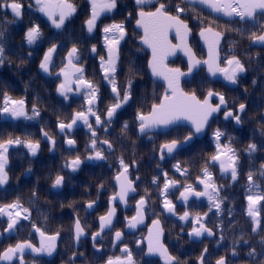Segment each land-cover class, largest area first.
<instances>
[{"label":"trees","instance_id":"obj_1","mask_svg":"<svg viewBox=\"0 0 264 264\" xmlns=\"http://www.w3.org/2000/svg\"><path fill=\"white\" fill-rule=\"evenodd\" d=\"M23 4L22 17L16 18L10 9L0 8V31L4 35L0 38V43L5 48V63L0 65V108L4 106V95L7 94L11 100H23L24 109L28 116H32V109L35 106L40 115L33 119L24 118L21 121H3L0 117V141L9 138L15 139L22 137L24 140L38 141L41 132L51 131L50 126L54 125L56 131L57 123L64 120L69 123L75 112L80 111L86 105L85 97L81 99L70 97L61 98L58 91L53 86L52 80L43 74L39 65L43 60L45 52L52 46L57 45L55 58L63 61L65 53L74 45L78 48L79 59L83 58L86 80L91 81L101 92V101L104 102L111 95V85L105 84V79L100 70V57L106 59V46L104 42L103 28L114 23H123L125 27V38L120 41V57L116 65V83L123 93L131 80L132 98L125 104L119 113L117 121L111 130L110 141L113 145V152L105 156L104 162L108 166L112 165L111 173H118L121 170L119 159L122 157L125 164H136L139 168L141 179L158 177L161 188L163 183V171L172 180L178 178L180 190H184L187 185H197V181L205 179L202 169L207 166L212 174L213 182L220 188L219 198L222 200L221 208L217 211L212 207L208 198L194 201L187 210L192 216L207 213V224L215 232V238L203 244L209 247V254L205 259V264H213L220 257L227 259L228 264H264V257L257 255L249 257L251 249H255L257 254L264 248V200L257 204L259 212V225H255L252 217L248 215V204L246 197L249 193H258L264 196V128L252 126L250 123L245 131L247 136L243 137L239 131H232L227 124L224 128L221 144L230 138L231 146L235 149L238 157L237 172L235 181L231 175L221 172L217 162H210V157L217 153L216 142L213 133L216 129L223 132V123L213 120L207 136L196 141L191 147L179 152L173 160H165L161 163L158 152L161 144L172 139L183 140L190 132L186 128H178L168 134L156 135L152 141L146 142L145 137L139 138L137 127L139 122L136 120L138 112L147 114L154 103H158L164 94V88L160 84L152 82L147 72L148 54L140 45V35L134 29L136 15L139 8L135 0H117V6L111 12L102 13L97 19L96 27L92 33L87 31L85 21L91 15V4L89 0H68L76 7V12L65 21V25L57 29L48 17L39 10V5H33L31 0H20ZM155 2V0H154ZM173 5L181 3V0H171ZM181 6L186 7L187 11L182 18L194 24L193 7L200 10L193 3L187 0ZM145 10H153L151 5L144 6ZM131 13V16H129ZM174 14V13H173ZM256 24L243 25L239 31L233 30L236 35L226 32L223 44V52L233 50L235 55L244 64L247 77L243 79L236 90H230L223 84L211 82L201 71L190 83L184 84L185 91L195 93L202 99L209 90L222 94L227 101L236 103L238 98L235 96L241 91H247L243 95L245 103L248 104L247 115L264 114V50L253 49L250 47L251 34L257 35L264 30V15L256 16ZM256 20V21H257ZM39 25L42 35L32 45L25 40V32L29 27ZM195 26V24H194ZM196 27V26H195ZM96 46V52H92V46ZM30 54V55H29ZM225 63V58L223 57ZM173 65L178 66V61ZM184 68V66H183ZM255 81V83H254ZM108 106V104H106ZM128 122L126 132L121 131L124 122ZM253 123L256 120L252 121ZM219 124V128L217 125ZM37 133V135H33ZM235 133V134H233ZM249 144H256V151H248ZM179 163L186 174L176 172L174 165ZM10 185L5 193L0 191V206L13 202V188L16 186L15 172L16 165L11 164ZM253 175L254 183L249 184L248 174ZM105 178V176L103 177ZM159 191V190H157ZM70 204L81 207L84 201L80 202L74 197ZM211 208V210H209ZM185 211L179 212L183 215ZM80 217V216H79ZM56 220V218H54ZM63 225L60 228L54 226V233L61 235L60 249L58 256L54 260L57 264L67 262L68 256L74 252L71 245L73 215H68L62 219ZM163 220V219H162ZM178 216V250L176 248V232L174 218L163 220L166 231L165 243L171 254L177 258L178 264H197L203 246L189 242L186 236H181L180 231L192 229L191 219L187 223H182ZM2 219L0 218V224ZM40 227V225H38ZM253 227L256 231L253 232ZM221 236L223 239H221ZM3 242H0V253L3 250ZM235 249L236 255H233ZM79 253L84 255L85 261L87 251L83 248ZM146 264H160L156 260H149Z\"/></svg>","mask_w":264,"mask_h":264},{"label":"snow or ice","instance_id":"obj_2","mask_svg":"<svg viewBox=\"0 0 264 264\" xmlns=\"http://www.w3.org/2000/svg\"><path fill=\"white\" fill-rule=\"evenodd\" d=\"M91 4V15L85 21L87 31L92 33L96 27L97 19L102 13L111 12L117 6V0H89ZM186 0H181V3L173 5L171 0H135V4L139 8L137 12L136 25L138 28L143 30V34L140 36L141 43L146 45L151 49V59L148 61V67L151 73L155 77H162L167 82V87L165 92L160 99L159 103H154L151 107V111L148 114L138 112L136 115V120L139 122V132L141 134L147 135L158 127H168L169 125L176 124L181 119L188 120L191 122L193 130L184 137L183 141L172 139L170 142H166L160 145V159H164L165 153H174L181 145V143H188L192 138L204 131L205 127L208 125L209 119L214 113H218L222 108H227L228 102L226 98L220 93H214L209 90L206 97L200 100L195 93L189 94L183 91L180 87L181 77L190 75L194 69L198 68L201 64L206 65L208 72L215 76L217 73L223 74L225 80L236 84L238 77L241 73L246 71L244 64L236 56H231L230 58H225V66L221 67L219 64V43L222 36L221 32L215 31L212 27H203L200 30L199 35L205 40L208 45V59L207 60H197L192 53V49L188 44V37L191 33V29L188 24L182 19V15L187 11L186 7L181 6ZM188 3L194 2V0H187ZM202 5H207L212 11L217 13H222L224 16L228 17H239L241 21H247L249 19L254 20L255 17L260 14L264 15V0H198ZM36 4L39 5V10L43 12L55 28L60 29L65 25V21L69 19L75 12L76 7L69 3L68 0H36ZM146 5H151L154 10H145ZM0 8L10 9L14 17H22L23 4L20 0H0ZM174 13V14H173ZM131 16V13H129ZM174 30L175 38L179 41L177 44H172L169 37V32ZM239 31V29H237ZM104 41L107 47V59L101 56V69L104 72V79L108 81L111 85L112 93L114 94V103L110 104L105 113L106 119L102 121L101 116L97 114L95 109V103L97 100V94L99 89L91 81L84 78V70L82 67H77L74 61L79 59L78 48L74 45L67 54V63L60 69V74L64 76V82H62L57 91L60 95L67 99V92L71 91V83H73V77H75V83L77 89L83 88L86 94V101L88 107L84 111H77L74 113L71 122L64 123L60 122L58 127L63 133L65 130H71L74 125L78 122H82L86 125L91 132L92 139L90 141V148L94 155H89L87 159H106L103 154V150L97 148V133L92 127L90 122V117L95 118V124L100 126L101 124L110 125L112 123L113 117L116 115L117 111L121 109L125 104L129 102L132 98L131 92V80L128 81L127 87L121 90L116 83V65L119 59V45L120 41L124 40L126 32L123 23H114L107 25L103 28ZM4 35L3 31H0V38ZM42 35L40 26L33 25L29 27L25 32V40L29 45H32L36 40ZM254 43L264 44V33L257 35L255 32L251 34L250 37ZM57 45L55 43L45 52L43 60L41 61L39 67L45 73L50 70V64L52 61V55L56 51ZM92 52H96V46H92ZM177 50H181L188 57V70L187 72H182L180 68H169L165 63L168 56L174 55ZM30 55V54H29ZM5 48L2 43H0V65L5 63ZM255 83V81H254ZM216 97L219 101L215 106L210 103V100ZM246 108L244 103H240L238 110L233 112L232 110H227L224 112L225 119H234L236 124H241V115ZM0 113L7 114L13 118L25 117L26 119H33L40 115L39 110L33 106L32 116H28L24 109V101L18 100L14 101L5 94L4 95V106L0 108ZM128 129V122L125 121L122 126V133L126 132ZM107 130V129H105ZM44 137L49 140L53 148L55 147V140L48 135L47 132L43 133ZM216 140L217 153L210 157V162H219L220 169L222 173H227L230 171L231 178L233 181L237 179V162L238 157L236 155L235 149L230 145H225L221 148L220 139L224 136V133L219 129H216L213 133ZM67 144L72 146L75 141L68 139ZM23 145L26 147L31 155L35 156L39 150V142L32 140H21L20 138H9L7 140L0 141V185H4L8 180V174L6 165L8 163L7 153L9 147L12 145ZM101 145H107V150H113V145L108 140L100 141ZM256 144H249L248 151H256ZM224 157L222 159L221 157ZM83 161L79 156L74 159L67 161L64 165L66 168H70L72 171H76ZM119 164L122 171L118 172L115 179L119 185L120 191L110 198V205L117 199L121 202L126 203V197L129 192H135L136 189L133 187V182L128 178V165L125 164L124 159L121 157L119 159ZM264 167V165H262ZM177 172L182 175L186 174V170L180 168L179 163L174 165ZM30 171V169H29ZM203 176L205 179L199 180L200 184L204 185L203 191H196L191 185L184 187V190L180 192V199L186 202L189 196L201 197L206 196L212 207L216 208L217 211L221 208L222 200L219 198L220 188L213 182L212 174L209 172L208 167L205 166L202 169ZM264 175V173H262ZM165 183L163 189L161 190V195L164 196L163 207L169 213H175V206L170 200L167 199V194L169 189L176 187L178 181L167 179V173H164ZM157 177H153V183L157 182ZM249 184L254 183L253 175L248 174ZM64 182V176L57 175L53 187H61ZM103 187V185H101ZM36 193L33 192V196ZM249 201L248 215L252 217L255 225H259V220L257 217L259 212L255 209L254 205L258 204L261 200H264V196H252L247 197ZM95 202H89L87 208L91 209ZM147 200L145 197L137 202L136 215L128 220V227L135 228L137 224L143 222L145 206ZM23 206L20 204L19 199L17 201L4 205L0 207V214H5L8 216V225L5 231L13 230L18 224L17 217L21 216L18 209H22ZM211 210V208L209 209ZM25 215L23 219H28L30 216L29 210L23 208ZM115 207H110L106 215L100 216V231L93 234V240L95 241L97 237L100 236L101 232L105 228H109L112 225V220L115 215ZM196 214L192 216L188 211H185L183 215L179 217L182 221H188L191 218L193 227L188 233L190 237H201L205 233L208 236L214 235L212 229L208 228L203 222L204 217ZM153 228L149 229L148 239V253H159L165 260V264H178L176 257L171 256L168 253L167 248L163 246L160 242V235L162 234V229L160 228L159 220H154ZM33 228L36 232L40 234L41 241L40 246L36 247L30 242H20L15 244V246H10L0 253V260L2 261H12L14 257H18L20 264H24L23 254L26 249H30L34 253H46L49 256L55 251L56 240L59 233L51 236H47L40 228L33 224ZM155 229V235L153 230ZM257 229L253 227L252 231L255 232ZM84 228L81 226L79 219L75 221V239L79 241L80 237L84 235ZM122 237V233L117 231L115 233L114 239L119 241ZM221 239L223 237L221 236ZM139 243V242H138ZM264 244V241H262ZM122 252L126 253V259H121L116 257L115 259L109 258L106 264H135L132 259V253L129 251L127 246L121 249ZM207 249L199 258L200 264H204L205 254ZM233 255H236L235 249H233ZM249 257H264V248L261 252L257 254L256 250L253 248L248 253ZM216 264H226L224 257H220ZM260 264V261H257Z\"/></svg>","mask_w":264,"mask_h":264},{"label":"flooded vegetation","instance_id":"obj_3","mask_svg":"<svg viewBox=\"0 0 264 264\" xmlns=\"http://www.w3.org/2000/svg\"><path fill=\"white\" fill-rule=\"evenodd\" d=\"M192 3L200 8V10L198 11L193 7V22L196 27L192 22L187 21L185 19L184 20L189 24V27L193 33L191 34V38L189 41L190 45L197 57L202 60H205L207 58V52L200 43L198 37L201 28L210 26L215 31L224 34L226 38V32H228L232 36L236 35L233 31L234 29L237 31V29H240L241 26H246L248 21H253L252 19H249L247 21H241L239 17L224 16L222 13L212 11L207 5L200 4L198 0H194V2ZM223 44L221 47V53L224 58H230L233 55L236 56L233 50H228L224 53ZM68 51L65 53L63 61L60 58H55L56 52L53 53L49 72L45 73L42 70L43 74H45L48 79L52 80L53 86L56 90L58 89L59 85L64 82V76L60 74V69L64 67V65L67 63L66 55ZM83 61L84 59L81 58L74 61V63L76 64V66L83 68L85 76ZM183 61L184 60L182 57H178V67L183 68L184 66L186 68V63H183ZM100 70L103 74L101 68ZM242 80V77L239 75L238 83H241ZM105 82L108 84L106 80ZM230 89L234 91V89ZM109 90L111 92V95L114 96L111 88ZM242 93L243 95H247L249 97V93L247 91H241V94L237 93L235 95L238 98L237 102L233 103L230 100L227 101L228 107L225 110H232L233 112H236L238 110L239 104L244 103L246 105V108L243 113H240L242 123L236 124L234 119H225V111L223 112L220 119L223 120L222 130L226 127L227 124L230 130H237L239 132H243L242 135L243 137H245L247 136L245 134V131L248 128L249 123L250 128H252V126L254 125L259 126L260 128H264V114L247 115L248 104L243 102L244 99ZM60 96L61 98H65L62 95ZM70 97L77 99H81L82 97L86 98L85 90L83 88H80L79 90L77 89L75 77L74 83L71 86V91L67 92V99H69ZM107 97L108 98L104 102L100 103L101 92L98 91L95 109L97 111V114L101 116L102 121L106 119L105 113L107 111L108 106L114 103L113 97ZM213 101L215 105L219 103L216 97ZM106 104H108V106H106ZM87 107L88 105L86 101V105L82 106L80 111L86 110ZM119 113L120 109L113 117L112 123L110 125L101 124L100 126H97L95 124V118L90 117L92 127L96 130L97 133V148L103 150L104 156H108L109 152H113L114 149L108 151L107 145H101L100 141L108 140L111 143V141L109 140L111 136V130L113 128L114 123L119 117ZM0 116L3 121H21L25 118H13L4 113H2ZM64 120H60V122L65 123ZM253 120H256V122L253 123ZM60 122L57 123V131L54 125L50 126L51 131H47L48 135L55 140L54 148L49 142V140L44 137V132H41L40 138L38 139L40 147L35 156L31 155L29 150L22 144L16 145L14 149L8 150L7 157L9 165H6L5 169L8 174L7 186L10 181V167L11 164L14 163L16 165V186L13 188L12 191V193L15 192L12 196L14 199L13 202L19 199V202L20 204H22L23 208H27L29 210L30 216L28 219H23V216L25 215V213L23 212V208L18 209L17 211H20L21 213V216L17 217L18 224L13 230L7 232L5 231V229H7L8 225V216L5 214H0V218L2 219V223L0 224V242H3V247L5 246L1 253L8 247L15 246V244L25 241L30 242L36 247H39L40 234L35 231V229L33 228V224H35L36 227L40 225V227L38 228H40V230L43 231L46 235H54L57 233H54L53 227L57 226V228H60L63 225L61 219L63 217H67L68 215H73V222L75 223V220L79 219L82 227L88 235L86 239L81 241V246L77 250L83 248L85 252L87 251L88 258L82 263L79 262L80 260L84 259V255L78 253V251L75 249L76 244L74 243V238L72 235L70 246L73 247L75 252L68 256L69 260L64 264H106L109 258L115 259L116 257H120L123 260L126 259V253L122 252L121 249H123L125 246H127L129 251H131L132 259L135 264H144V238L147 234L150 224L154 220L163 221L165 220V218H168L167 212L163 207V202L165 198L161 195V190L163 189L165 178H163V183L160 188L158 184L160 183L161 179L157 177L158 179L155 184L152 182L153 179L149 177L144 178L142 180L141 176L139 175L138 166L136 164L129 165L128 178L133 183L137 181V183L134 185V188L136 189L137 193L135 196L128 198L129 207H123L120 204H116L117 220L114 224L112 231L104 234L99 241L93 243L92 236L94 233L99 231V217L106 215L110 206V198L116 193H118V188L115 185V177L118 173L112 174L110 171L112 165L108 166V164L104 162V159H87L89 155H94V153L90 148V141L92 139L91 132L89 131L86 125H84L82 122H78V124L74 125L71 130L66 129L65 132L62 133L58 127V124ZM224 132H226L225 129L223 130V133ZM33 135L35 136L37 135V133H33ZM153 137V135H148L145 141L150 142L152 141ZM18 138L24 140L22 137ZM68 139H72L75 141V148H72L70 145L67 144L66 141ZM225 145L231 146L230 138L227 142H225ZM176 154H178V152ZM76 156H79L83 161L76 171H72L70 168L64 167L67 161L74 159ZM158 157L160 159V147ZM167 158L168 155L165 153L164 159H160L161 163H164ZM222 159H224L223 156ZM160 170L163 174V177H165L163 173V167ZM120 171H122V169ZM223 174L227 176L231 175L230 171ZM57 175L64 176V182L61 187L54 188L52 185ZM104 176L105 178H103ZM176 181H178V178L176 179ZM101 185H103V187H101ZM191 186L196 191L204 190V185L200 183L197 184V186ZM6 191L7 190H5L3 193H5ZM182 191L183 190H180L179 185L177 184L176 187L169 189L167 194V199L170 200L175 206V243L177 250L178 211L189 210L188 206L192 205L195 199H198L195 197L192 201L181 203L179 201V196L180 192ZM33 192L36 193L35 196H33ZM72 197H74L80 202L84 201L83 206L77 207L78 213L75 212L76 206L73 205L72 208V205L70 204ZM141 197H145L147 200V204L145 206L144 211L145 225L143 227H138L135 232H127V229L129 228L127 226L128 220L136 215L137 202L141 199ZM205 197L206 196H202L200 200L204 199ZM93 201L95 202L93 204V207L91 209L87 208L88 203ZM3 206L4 205H1V207ZM54 218H56V220H54ZM117 231H120L123 234V241L115 245L114 235ZM75 254L77 255L74 258L73 256ZM23 260L24 264H57L54 261V258L49 259L48 254L34 253L30 249L25 250L23 254ZM9 264H20V260L18 257H14L12 261H9Z\"/></svg>","mask_w":264,"mask_h":264},{"label":"water","instance_id":"obj_4","mask_svg":"<svg viewBox=\"0 0 264 264\" xmlns=\"http://www.w3.org/2000/svg\"><path fill=\"white\" fill-rule=\"evenodd\" d=\"M34 4H36V0H34ZM36 5H37V4H36ZM188 26H189V25H188ZM134 27H135V29H136L137 32L143 34V30H142L141 28H138L137 25H136V23H135ZM198 37H199V40H200L202 46L204 47V49H205L206 52H207V58L205 59V60H207V59H208V45L205 43V40H204L199 34H198ZM168 38L171 40L172 44H177V43L179 42V41L175 38L174 30H172V31L169 32V37H168ZM190 38H191V33H190V35H189V37H188V44H189V46H190V43H189ZM172 39H174L175 42H173ZM140 42H141V40H140ZM221 42H222V36H221L220 43H219V61H218V62H219V64H220V66H221V55H220V45H221ZM141 44H142V43H141ZM142 46H143V48H144V49L150 54V58H149V60H150V59H151V49H149L146 45H143V44H142ZM252 46H254V47H261V48H264V44H260V43H254V42H252ZM192 53L194 54V56H195V58H196L197 60H200V59L197 58V56L195 55V53L193 52V50H192ZM107 54H108V52H107ZM119 54H120V51H119ZM178 56H182V57L184 58V60H185L186 63H187V67H188V57H187V56L184 54V52L181 51V50H177L176 53H175L174 55H170V56H168V57L166 58L165 63L167 64V66H168V63L176 61V59L178 58ZM201 61H202V60H201ZM168 67H169V68H173V67H170V66H168ZM201 68H204V69L206 70V76H207L210 80H212V81H219V82H222L223 84H225L226 86H229V87H231V88H236V87L238 86L237 83H236V84H232L231 82L225 80L224 77H223V74L217 73L215 76H213L212 74H210V73L208 72L207 66L201 64L198 68L194 69L193 72H192L190 75H187V76L181 77V80H180V87L183 89V86H182L183 82H184V81H191V80L193 79L194 75L197 74V73L200 71ZM181 71H182V70H181ZM148 72H149V75H150L151 79H152L154 82H156V83H161V84L165 87V89H166V87H167V82H166L162 77H155V76H153L152 73H151V70L149 69V67H148ZM182 72H184V71H182ZM185 72H187V71H185ZM240 76L245 77V76H246V72L241 73ZM73 83H74V78H73ZM73 83H71L70 87L73 85ZM183 91H184V89H183ZM184 92H185V91H184ZM213 98H214V97H213ZM213 98H212V99H213ZM212 99L210 100V103H211V104H212ZM212 105H213V104H212ZM213 106H215V105H213ZM225 109H226V108H222V110H221L220 112H218V113H214L213 116L209 119L208 125L205 127L204 131H202L201 133L195 135V136L192 138V140H191L190 142H188V143H186V144H185V143H181L180 147H179L174 153H172V154H170V155L166 153V154L168 155V157H172V155L175 154L176 152H178V151H180V150H182V149H184V148L189 147V146H190V145H191L196 139H203L204 136L206 135V132H207V129H208V127H209V124H210L211 120L214 119L215 117L219 116L220 113H221L223 110H225ZM176 127H187V128H189L191 131L193 130L190 121L181 119V120L178 121L176 124L169 125L168 127H163V126L158 127V128L154 129V130H153L152 132H150V133H167V132L171 131L172 129L176 128ZM138 134H139L140 137H143V136H144V134H141V133L139 132V128H138ZM148 134H149V133H148ZM14 147H15V145L10 146V148H14ZM71 147H72V148H75L76 146H75V145H72ZM136 183H137V181H135V182L133 183V187H134V185H135ZM115 185L117 186V188H118V192H119V191H120V188H119V185H118L116 179H115ZM5 187H6V183H5L4 185H0V189H1V190L5 189ZM135 194H136V192H129L128 196L126 197V203H125V202H121V201H119V200L117 199L116 201H114V202L111 204L110 207H114V205H115L116 203L121 204L123 207H127L126 204H127V200H128V198L131 197V196H134ZM192 197H193V196H189L188 200H191ZM180 201H182V200L180 199ZM166 211H167V210H166ZM174 214H175V213H174ZM174 214H173V213H169V212L167 211V216H173ZM116 217H117V212H115V215H114V217H113L112 225H111L109 228H105L104 231L101 232L100 236L97 237L95 241L99 240L100 237H101V235L104 234L106 231L112 229L113 224H114V222H115V220H116ZM257 218H258V217H257ZM203 221H205V218L203 219ZM99 222H100V221H99ZM159 222H160V221H159ZM144 225H145V216H144V218H143V222H142V223L137 224V226H136L135 228H129L128 231H129V232H135L136 229H137L138 227H143ZM150 228H153V223L150 225L149 229H150ZM160 228L162 229V234L160 235V242L163 244V246H164L165 248H167L166 245H165V243H164L165 232H164V230H163V227H162V224H161V223H160ZM149 229H148V233H147V235H146V237H145V244H146V258H147V259L155 258V259H158V260L161 262V264H165V260H164V258H163L162 256H160L159 253H152V254H149V253H148V239H147V237H148V235H149ZM7 232H9V231H7ZM153 232H154V235H155V229L153 230ZM74 236H75V227H74ZM86 236H87V235H86V233H85L84 235H82V236L80 237L79 241H77V240L75 239L76 247H79V245H80V240L86 238ZM187 236L189 237V240H190L191 242H196V243H200V242H202V240H203L204 238L209 239V240H211V239L214 238V235H212V236H208L207 233H205L203 236H201V237H199V238H197V237H190V236L188 235V233H187ZM122 238H123V237H121V239H120L119 241L115 240V244L119 243V242L122 240ZM59 239H60V237L58 236V237H57V240H56V248H55V251L52 253V255L49 256L50 259H53V258L56 256V254H57ZM40 241H41V237H40ZM95 241L93 240V242H95ZM167 250H168V248H167ZM168 253L170 254L169 250H168ZM170 255H171V254H170ZM206 255H207V253L205 254V256H206ZM171 256H172V255H171ZM0 264H9V261H2V260H0ZM198 264H200V260L198 261ZM215 264H216V263H215Z\"/></svg>","mask_w":264,"mask_h":264},{"label":"bare ground","instance_id":"obj_5","mask_svg":"<svg viewBox=\"0 0 264 264\" xmlns=\"http://www.w3.org/2000/svg\"><path fill=\"white\" fill-rule=\"evenodd\" d=\"M149 61V60H148ZM147 65H148V62H147Z\"/></svg>","mask_w":264,"mask_h":264}]
</instances>
